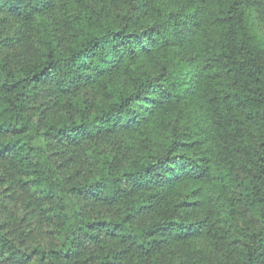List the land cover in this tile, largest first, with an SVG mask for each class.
I'll use <instances>...</instances> for the list:
<instances>
[{
  "label": "trees",
  "instance_id": "16d2710c",
  "mask_svg": "<svg viewBox=\"0 0 264 264\" xmlns=\"http://www.w3.org/2000/svg\"><path fill=\"white\" fill-rule=\"evenodd\" d=\"M0 264H264V0H0Z\"/></svg>",
  "mask_w": 264,
  "mask_h": 264
}]
</instances>
